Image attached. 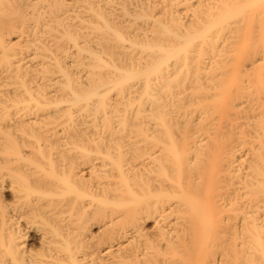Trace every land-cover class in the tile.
Returning <instances> with one entry per match:
<instances>
[{
	"label": "bare ground",
	"instance_id": "1",
	"mask_svg": "<svg viewBox=\"0 0 264 264\" xmlns=\"http://www.w3.org/2000/svg\"><path fill=\"white\" fill-rule=\"evenodd\" d=\"M0 264H264V0H0Z\"/></svg>",
	"mask_w": 264,
	"mask_h": 264
},
{
	"label": "rangeland",
	"instance_id": "2",
	"mask_svg": "<svg viewBox=\"0 0 264 264\" xmlns=\"http://www.w3.org/2000/svg\"><path fill=\"white\" fill-rule=\"evenodd\" d=\"M32 246L36 247L37 245H35L34 243H32Z\"/></svg>",
	"mask_w": 264,
	"mask_h": 264
}]
</instances>
